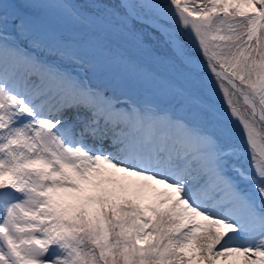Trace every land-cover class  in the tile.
<instances>
[{
	"label": "snow or ice",
	"instance_id": "6c2138e0",
	"mask_svg": "<svg viewBox=\"0 0 264 264\" xmlns=\"http://www.w3.org/2000/svg\"><path fill=\"white\" fill-rule=\"evenodd\" d=\"M0 264H264V0H0Z\"/></svg>",
	"mask_w": 264,
	"mask_h": 264
},
{
	"label": "rangeland",
	"instance_id": "374dc122",
	"mask_svg": "<svg viewBox=\"0 0 264 264\" xmlns=\"http://www.w3.org/2000/svg\"><path fill=\"white\" fill-rule=\"evenodd\" d=\"M215 102L217 103L218 106L223 107L224 106V101L222 99V94L221 93H217L214 97Z\"/></svg>",
	"mask_w": 264,
	"mask_h": 264
}]
</instances>
